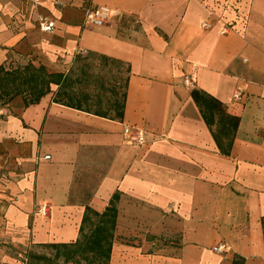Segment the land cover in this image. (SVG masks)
<instances>
[{
	"label": "crops",
	"instance_id": "0c3cea01",
	"mask_svg": "<svg viewBox=\"0 0 264 264\" xmlns=\"http://www.w3.org/2000/svg\"><path fill=\"white\" fill-rule=\"evenodd\" d=\"M28 64L72 86L0 105V264L76 242L114 193L110 264H264V0H0V67Z\"/></svg>",
	"mask_w": 264,
	"mask_h": 264
},
{
	"label": "trees",
	"instance_id": "16d2710c",
	"mask_svg": "<svg viewBox=\"0 0 264 264\" xmlns=\"http://www.w3.org/2000/svg\"><path fill=\"white\" fill-rule=\"evenodd\" d=\"M53 85H57L59 88L72 86L71 77L63 73H51L45 67H35L31 64L15 69H6L1 66L0 105L11 101L20 94L25 97L27 104L37 102L42 96L52 90ZM192 94L200 107L204 119L211 124L213 122V110H218L219 103L201 92L193 91ZM57 96L59 99L67 96L68 105L82 107L81 100L70 94L68 90L59 91ZM86 100H88V95H86ZM113 110L117 116H122V103H118L117 99L113 101ZM232 120L234 126H236L237 119L232 118ZM117 200L118 194L114 193L109 205L102 213L87 209L80 229L81 238L79 240L74 243L52 244L50 246L56 248L59 255L63 251L64 255L68 256V259H73L76 264H84L81 263L82 258L86 260L85 264H92V261L109 264L117 215ZM90 215L96 217V222L92 223L86 232L85 225L89 221Z\"/></svg>",
	"mask_w": 264,
	"mask_h": 264
},
{
	"label": "rangeland",
	"instance_id": "374dc122",
	"mask_svg": "<svg viewBox=\"0 0 264 264\" xmlns=\"http://www.w3.org/2000/svg\"><path fill=\"white\" fill-rule=\"evenodd\" d=\"M93 66L90 68L88 65L90 64L88 60H83L77 63L78 65L82 66V69L85 68V70L89 73L92 71V74L95 72H99L102 77H105L107 82L110 83L112 80V73L108 71V68H99L95 66L98 62V60H93ZM76 65V64H75ZM80 68H77V74L81 75ZM76 75V76H78ZM85 75V74H84ZM83 75V76H84ZM90 76V74H87ZM99 75V76H100ZM125 72L123 70H120L119 73L116 74L118 79L121 81L124 78ZM78 89L81 88V86H77ZM62 251V250H61ZM23 264H76L73 259H68V256L64 255L63 251L59 255L57 253V249L51 246H35L33 247L32 251L29 254L24 255V258L22 259ZM81 263H86L85 259H81ZM92 264H102L99 261H92ZM110 264V263H109Z\"/></svg>",
	"mask_w": 264,
	"mask_h": 264
},
{
	"label": "built area",
	"instance_id": "2783aa9c",
	"mask_svg": "<svg viewBox=\"0 0 264 264\" xmlns=\"http://www.w3.org/2000/svg\"><path fill=\"white\" fill-rule=\"evenodd\" d=\"M109 13V8L101 6L97 7L95 9L87 10V22L95 24V25H101L105 22L107 16ZM39 24L40 28L44 31L47 32H53L54 27H55V22L48 20L44 17H41L39 19ZM206 25V24H204ZM196 75L195 73H191L190 75H184L183 77V83L187 87H192L194 85ZM131 135L133 141L138 144L142 145L145 141V133L142 129H132L131 130ZM47 158H50V156H47ZM44 209V208H43ZM43 211V210H41ZM46 207H45V212H46ZM44 212V211H43ZM215 251H223L224 247L223 246H216L213 248Z\"/></svg>",
	"mask_w": 264,
	"mask_h": 264
}]
</instances>
